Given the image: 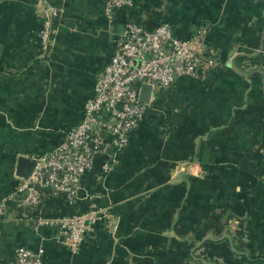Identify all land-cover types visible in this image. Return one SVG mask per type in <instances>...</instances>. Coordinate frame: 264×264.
Returning <instances> with one entry per match:
<instances>
[{"label": "crops", "instance_id": "1", "mask_svg": "<svg viewBox=\"0 0 264 264\" xmlns=\"http://www.w3.org/2000/svg\"><path fill=\"white\" fill-rule=\"evenodd\" d=\"M104 1L0 0V198L20 156L55 148L81 120L129 20H166L181 39L204 28L213 64L158 92L103 183L91 172L75 204L43 202L57 217L93 197L115 233L98 223L72 249L57 228L13 211L0 215V261L26 245L43 248L45 264H264V64L246 59L264 58V0H134L111 20Z\"/></svg>", "mask_w": 264, "mask_h": 264}, {"label": "built area", "instance_id": "2", "mask_svg": "<svg viewBox=\"0 0 264 264\" xmlns=\"http://www.w3.org/2000/svg\"><path fill=\"white\" fill-rule=\"evenodd\" d=\"M133 5L134 0H105L103 13L111 20L116 10ZM52 15H56L54 9L45 15L41 32L44 47ZM204 34V28H197L190 37L181 39L166 20L152 28L129 20L83 104L81 120L64 133L55 148L30 157L35 164L27 178L15 174L14 188L0 198V215L16 211L35 225L57 228L60 242L72 249L98 223L115 233L117 223L110 209L93 197H88L83 212L57 217L42 214L43 202L59 196L75 204L82 178L91 172L96 183L104 182L158 92L171 88L180 77L193 76L200 66L213 64L202 48ZM144 84L150 86L148 102L140 99ZM0 264H45L43 248L17 246L12 258Z\"/></svg>", "mask_w": 264, "mask_h": 264}, {"label": "water", "instance_id": "3", "mask_svg": "<svg viewBox=\"0 0 264 264\" xmlns=\"http://www.w3.org/2000/svg\"><path fill=\"white\" fill-rule=\"evenodd\" d=\"M149 92H150V86L149 85H142L141 86V93H140V99L142 101L148 102L149 100ZM35 164V160L30 157L26 156H20L17 159V164L15 168V174L22 178H27Z\"/></svg>", "mask_w": 264, "mask_h": 264}, {"label": "trees", "instance_id": "4", "mask_svg": "<svg viewBox=\"0 0 264 264\" xmlns=\"http://www.w3.org/2000/svg\"><path fill=\"white\" fill-rule=\"evenodd\" d=\"M50 24H51V21H50ZM246 59H248L250 62H252L254 64H257V65L264 64V58H263V55L262 54H255V55H253V56H251L249 58H246ZM28 69L29 68H27V70ZM259 78H260V74L258 72H254V74H253V81H259ZM259 257H253V259H255L256 261H259L261 259ZM263 257H264V255H263Z\"/></svg>", "mask_w": 264, "mask_h": 264}, {"label": "rangeland", "instance_id": "5", "mask_svg": "<svg viewBox=\"0 0 264 264\" xmlns=\"http://www.w3.org/2000/svg\"><path fill=\"white\" fill-rule=\"evenodd\" d=\"M42 34V33H41ZM66 132V131H65ZM37 154V153H36Z\"/></svg>", "mask_w": 264, "mask_h": 264}]
</instances>
